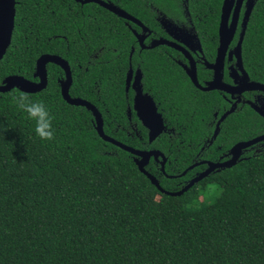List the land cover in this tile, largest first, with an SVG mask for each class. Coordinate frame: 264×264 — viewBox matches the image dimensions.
Instances as JSON below:
<instances>
[{
    "label": "trees",
    "instance_id": "16d2710c",
    "mask_svg": "<svg viewBox=\"0 0 264 264\" xmlns=\"http://www.w3.org/2000/svg\"><path fill=\"white\" fill-rule=\"evenodd\" d=\"M72 1L16 0L0 81L11 74L36 79V59L60 55L72 73L69 94L98 108L107 135L141 147L121 129L122 88L109 93V75L125 54L122 29L105 11H96L95 21L69 11ZM87 28L92 32L82 40ZM245 37L255 56L249 66L255 62L264 73V0ZM94 51L97 58L88 61ZM114 55L116 62L106 61ZM46 68L42 90L0 92V264H264V147L179 195L167 194L131 153L100 137L89 109L63 99L62 69ZM13 92L49 107L53 142L35 136L34 122L11 102ZM203 130L178 126L177 137L162 135L151 144L167 156L165 173L146 169L165 191H179L195 177L190 169L180 173L191 162L188 137L199 140ZM246 130L240 127L239 138ZM210 185L218 189L208 199Z\"/></svg>",
    "mask_w": 264,
    "mask_h": 264
},
{
    "label": "flooded vegetation",
    "instance_id": "af4514ba",
    "mask_svg": "<svg viewBox=\"0 0 264 264\" xmlns=\"http://www.w3.org/2000/svg\"><path fill=\"white\" fill-rule=\"evenodd\" d=\"M223 3L224 0L68 3L69 11L89 14L94 21L96 11H105L122 29L125 54L109 75V93L119 94L117 90L122 88L121 129L127 138L140 141L141 147L120 142L136 150H158L165 165L167 156L151 144L162 135L163 140L166 136L177 137L178 126L202 127L199 140L187 139L191 162L182 171L190 169L195 177L211 166L206 176L228 167L222 164L232 157L234 145L264 134V73L256 69L255 62L249 66V60L255 56L247 48L245 37L259 0H231L227 15ZM91 32L92 28H87L82 40ZM90 57L88 61L96 59L97 52ZM113 58L116 62L118 56L106 61ZM62 71L63 76L57 78L59 84L65 79ZM70 74L72 77L71 69ZM241 126L247 129L246 138H239ZM261 147L264 140L243 148L236 162L244 153ZM131 156L134 162L140 159L132 153ZM163 156L155 159L152 155L145 168L153 166L165 173Z\"/></svg>",
    "mask_w": 264,
    "mask_h": 264
},
{
    "label": "water",
    "instance_id": "95a60500",
    "mask_svg": "<svg viewBox=\"0 0 264 264\" xmlns=\"http://www.w3.org/2000/svg\"><path fill=\"white\" fill-rule=\"evenodd\" d=\"M15 5H16V0H0V61L3 58V56L6 53V50L8 49L10 42H11V37H12V32H13V27H14V17H15ZM107 8H110L114 12H116L119 15H124V12L114 9L111 6L104 4ZM231 7V0H224L223 3V10L225 11V14L227 15L228 10ZM250 8V5L249 7ZM249 10V9H248ZM248 12V11H247ZM231 34L229 35L227 41L230 39ZM226 41V42H227ZM48 62L55 63L59 65L65 72V79L60 82V91L63 99L68 102L69 104L72 105H82L85 106L87 109H89L93 115L94 118V123L96 130L100 137L106 141H109L116 146L130 151L132 154L139 156L140 159L135 160V163L138 167V169L144 173L151 181L152 184H154L160 191L165 192L170 195H179L186 191L193 183L197 182L199 179L205 177L207 173L213 168L212 166L209 167L208 170L203 172L202 174L196 176L195 178L191 179L182 189L179 191H174V192H169L165 191L159 184L158 179L151 174L148 170H146L145 165L148 162L149 158L154 155V158L157 159L160 156H163L158 150L155 151H141V150H136L134 148H131L130 146H127L123 144L122 142L113 139L112 137L108 136L105 134L103 130V120L100 111L98 108L91 102H89L86 99L80 98V97H72L69 94V87L72 83V77L70 74V66L67 60L62 58L59 55L56 54H49V53H44L41 54L37 59H36V65H35V71L33 73V77L37 78L35 79H30L26 78L22 75L19 74H11L8 76H5L0 82H3V87H0V92H6L12 88H18L20 91L26 92V93H35L43 88L46 87L47 85V69H46V64ZM153 136L150 137L152 139ZM264 140V134L261 136H257L253 138L252 140L249 141H244V142H239L236 145L233 146L232 148V157L224 162L222 164L223 167L225 166H233L236 163L237 158L241 154V151L243 148L248 147L249 145ZM135 159V158H134ZM164 156L162 157V170L164 171ZM182 172L181 174H184Z\"/></svg>",
    "mask_w": 264,
    "mask_h": 264
},
{
    "label": "clouds",
    "instance_id": "9594fccd",
    "mask_svg": "<svg viewBox=\"0 0 264 264\" xmlns=\"http://www.w3.org/2000/svg\"><path fill=\"white\" fill-rule=\"evenodd\" d=\"M0 87H3V82H0ZM10 99L27 120L34 122V134L37 138L44 142L55 140L54 118L43 100H34L24 93L17 92L10 94Z\"/></svg>",
    "mask_w": 264,
    "mask_h": 264
},
{
    "label": "rangeland",
    "instance_id": "374dc122",
    "mask_svg": "<svg viewBox=\"0 0 264 264\" xmlns=\"http://www.w3.org/2000/svg\"><path fill=\"white\" fill-rule=\"evenodd\" d=\"M218 187L216 185H210L207 189V192L204 193V196L208 199H211L213 197V194L217 192Z\"/></svg>",
    "mask_w": 264,
    "mask_h": 264
}]
</instances>
